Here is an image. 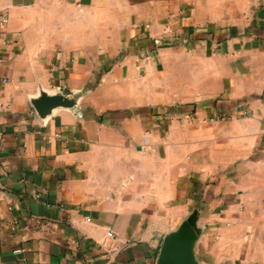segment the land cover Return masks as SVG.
Masks as SVG:
<instances>
[{
    "label": "crops",
    "instance_id": "crops-1",
    "mask_svg": "<svg viewBox=\"0 0 264 264\" xmlns=\"http://www.w3.org/2000/svg\"><path fill=\"white\" fill-rule=\"evenodd\" d=\"M0 12V264H156L192 214L198 264H264V0Z\"/></svg>",
    "mask_w": 264,
    "mask_h": 264
},
{
    "label": "water",
    "instance_id": "water-1",
    "mask_svg": "<svg viewBox=\"0 0 264 264\" xmlns=\"http://www.w3.org/2000/svg\"><path fill=\"white\" fill-rule=\"evenodd\" d=\"M73 104V98L61 93L52 96L43 93L33 102V107L38 114H45L54 106L71 107ZM196 237L194 214H192L183 220L176 230L165 235L156 264H198L192 251Z\"/></svg>",
    "mask_w": 264,
    "mask_h": 264
},
{
    "label": "built area",
    "instance_id": "built-area-1",
    "mask_svg": "<svg viewBox=\"0 0 264 264\" xmlns=\"http://www.w3.org/2000/svg\"><path fill=\"white\" fill-rule=\"evenodd\" d=\"M7 15L4 12H0V32L4 26V24L7 22ZM1 143H2V132L0 130V148H1ZM111 235V233H109Z\"/></svg>",
    "mask_w": 264,
    "mask_h": 264
}]
</instances>
